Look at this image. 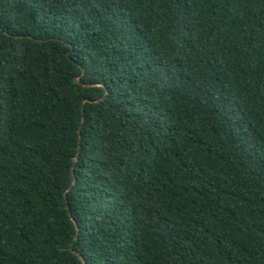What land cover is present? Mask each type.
Masks as SVG:
<instances>
[{
  "label": "trees",
  "instance_id": "obj_1",
  "mask_svg": "<svg viewBox=\"0 0 264 264\" xmlns=\"http://www.w3.org/2000/svg\"><path fill=\"white\" fill-rule=\"evenodd\" d=\"M0 264H264V0H0Z\"/></svg>",
  "mask_w": 264,
  "mask_h": 264
},
{
  "label": "water",
  "instance_id": "obj_2",
  "mask_svg": "<svg viewBox=\"0 0 264 264\" xmlns=\"http://www.w3.org/2000/svg\"><path fill=\"white\" fill-rule=\"evenodd\" d=\"M83 124H84V121L82 122L81 127L83 126ZM72 246H73V245H71V249H72L74 252H77L76 250L73 249Z\"/></svg>",
  "mask_w": 264,
  "mask_h": 264
}]
</instances>
